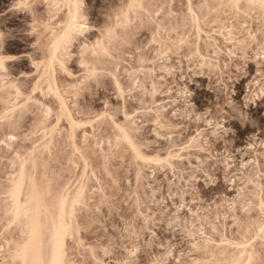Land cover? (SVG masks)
Instances as JSON below:
<instances>
[{"label": "rangeland", "instance_id": "rangeland-1", "mask_svg": "<svg viewBox=\"0 0 264 264\" xmlns=\"http://www.w3.org/2000/svg\"><path fill=\"white\" fill-rule=\"evenodd\" d=\"M0 141V264L19 182L63 264H264V7L0 0Z\"/></svg>", "mask_w": 264, "mask_h": 264}, {"label": "bare ground", "instance_id": "bare-ground-1", "mask_svg": "<svg viewBox=\"0 0 264 264\" xmlns=\"http://www.w3.org/2000/svg\"><path fill=\"white\" fill-rule=\"evenodd\" d=\"M73 3H74V5H76L75 2H73ZM74 9L76 10L75 7H74ZM75 18H76V15L74 13H72L71 20L67 24V27H68L67 29H68L69 33L74 31L79 26V24L77 23V20H75ZM65 31H66V29H65ZM68 32H67V34H68ZM64 36L65 35H63V38H64ZM18 184L21 185V182H19ZM21 192H22V188L19 191H17L15 189L14 192H13V194L15 195V199H14V203H13L14 204L13 207L15 209L14 214H15L16 217L26 216L28 218L29 226L27 227V232L30 230V226H31V228L35 229V232L37 234V243L39 244V246L43 250L44 258L49 262V264H51L52 260L54 259V254H57L56 253V249H57L58 233L62 229H66V231H68V228H69L68 227L69 226L68 215H70L71 210L74 207V203L78 199V194H76L75 197H73L70 200L67 198V195H66V197H64L62 199L60 207L57 206V207H59L58 211L56 210L57 209V207H56V209H55L56 211L55 212H57V213L55 215L53 214L52 217H49L50 220L47 223V221L44 222V219H41V215H42V213L45 212L44 210L46 209V207H42V205L44 203L42 204L39 201L40 199L36 202L35 201L36 200V196L33 195V193L32 194L28 193L27 196L29 198H27V199H29V201H28V205H26V207H25V205H23V204H25L26 202L22 203L23 201H21V199H20ZM30 202H32V204ZM69 203H70V205H69ZM43 208H45V209H43ZM17 213H19V216H17ZM44 243L47 244V246H48L47 249H43V244ZM63 244H64V238H63ZM64 252H66V251H64ZM58 255L60 256V259L63 261V251H62L61 254H58ZM21 263L23 264L22 261H21Z\"/></svg>", "mask_w": 264, "mask_h": 264}, {"label": "snow or ice", "instance_id": "snow-or-ice-1", "mask_svg": "<svg viewBox=\"0 0 264 264\" xmlns=\"http://www.w3.org/2000/svg\"><path fill=\"white\" fill-rule=\"evenodd\" d=\"M260 6L264 7V0H259ZM24 7H28V4L23 5ZM234 7H239V4H234ZM50 111V110H49ZM241 118L246 119L245 114L243 113V109H241ZM10 139H15V136L10 137ZM125 139L127 138V135H125ZM0 143H3V141H0ZM129 145L132 144V141L128 139ZM135 150V149H133ZM22 185H16V190H21ZM13 195V199H15V195ZM262 210H264V204H262ZM17 216H19V213H17ZM67 235L66 229H62L58 233L57 237V249L56 253L54 254V259L52 260L51 264H63V261L60 259V256L58 254H61L63 251V238ZM132 256H135V253H132ZM17 261H22L23 264H49V262L44 258L43 250L37 243V234L35 232L34 228H31L30 230L25 234L23 242L19 244L16 250V255L14 257ZM123 264H135V260L131 261H124ZM155 264V262H153Z\"/></svg>", "mask_w": 264, "mask_h": 264}]
</instances>
